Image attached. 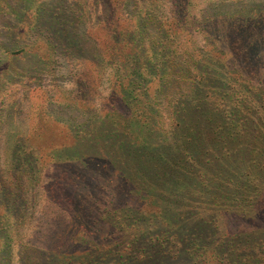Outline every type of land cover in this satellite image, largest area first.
<instances>
[{
	"label": "trees",
	"instance_id": "16d2710c",
	"mask_svg": "<svg viewBox=\"0 0 264 264\" xmlns=\"http://www.w3.org/2000/svg\"><path fill=\"white\" fill-rule=\"evenodd\" d=\"M49 1L17 9H38L34 56L72 60L104 93L74 99L96 109L53 152L67 188L60 174L56 191L34 190L32 133L15 140L17 185L0 178V264H264V0L198 11L195 0ZM7 37L13 61L25 51Z\"/></svg>",
	"mask_w": 264,
	"mask_h": 264
},
{
	"label": "rangeland",
	"instance_id": "374dc122",
	"mask_svg": "<svg viewBox=\"0 0 264 264\" xmlns=\"http://www.w3.org/2000/svg\"><path fill=\"white\" fill-rule=\"evenodd\" d=\"M24 1L25 0H0V40L7 37L8 34L7 38L11 39L12 43L16 45L14 52L22 49L25 51L23 53L21 52L17 59L11 61L9 57H7V53L0 50V178L7 185H10V183L17 185L16 182H11L16 175L15 172L9 168L12 147L14 146L15 140L21 139L20 137H24L26 133H32L31 135L33 138H31L29 142L37 149L38 159L36 169L42 165L43 176L41 179L38 177V179L31 184V187L34 188V190L43 188L48 191L54 188L56 191L60 174L63 184L61 187L67 188L68 183L65 182L66 179H63L67 176L66 173H64L65 163H63V166L55 165L53 161V152L58 147L72 143L73 138L70 133V122L76 121V123H83L87 120L89 121L90 112L94 111L96 108L92 109L91 107L88 112H85L87 109H83V104L74 102V99L83 100L82 98L84 97V100H86V98L91 97V93L85 84H90L91 80L88 78L80 79L79 77L77 79V77L74 76L75 71L81 68L79 64L75 65L72 60L63 61V59V62H50L45 59L42 64L34 56L35 52L32 50L35 48L34 44H40V42L37 36L32 33L31 27L33 28L35 24L31 17L36 14L38 9L35 4L29 6L26 3V5L31 7L27 8V13L17 11V9L23 6L25 3ZM43 1L44 0H36V4L42 5ZM167 1L170 2V0ZM195 1H197L198 4L196 11L206 5L205 0ZM47 2L50 1L47 0ZM108 10L109 13L105 15L104 18L103 15L101 16L103 19H105L106 16L108 19L109 17L113 18V11L111 12L109 6ZM15 18L18 20V25H14L16 30L14 32H9L8 27L13 25ZM26 29L28 34L24 36V30ZM191 33H193V39L196 38L195 42L201 43L197 25L191 30ZM87 44L92 46L90 43ZM80 60H82V58ZM10 62L14 63L20 69L26 68L28 72H7L6 68ZM36 65L38 66L34 69L33 66ZM96 77L95 80H92L93 83L99 81L100 89L105 91L102 87L107 86V81L104 80L106 78H102L101 76ZM103 93L91 94L96 98V104L98 103L99 95ZM33 133H35V135ZM231 158L236 164L231 171H235L238 168L240 169V164H243V155L238 154L234 156L233 154ZM237 163L240 164L237 165ZM99 165V168L104 166L101 163ZM147 165H149V163ZM257 171H259V169L252 171L251 175H258L259 172L257 173ZM242 172L243 171L240 173ZM241 178L242 175H235L233 182L236 183L238 179L241 180ZM158 189L159 190L156 191L157 188H155L153 192L158 194L163 191L162 186H158ZM231 189L233 190L235 187ZM39 201L43 204L46 202L44 196L42 199H39ZM35 203L37 202L35 201ZM230 207L232 208V206ZM240 212L241 207H237V212L231 209L229 216L233 219L235 215H238ZM258 219L259 216L256 219L241 217V220H245V222H247L246 220H256L258 222ZM237 222L238 220L235 221V224Z\"/></svg>",
	"mask_w": 264,
	"mask_h": 264
}]
</instances>
